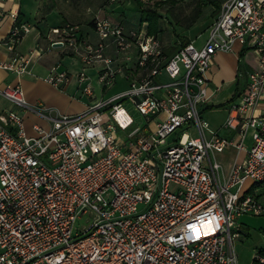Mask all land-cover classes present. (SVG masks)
I'll list each match as a JSON object with an SVG mask.
<instances>
[{
  "label": "built area",
  "instance_id": "obj_1",
  "mask_svg": "<svg viewBox=\"0 0 264 264\" xmlns=\"http://www.w3.org/2000/svg\"><path fill=\"white\" fill-rule=\"evenodd\" d=\"M4 1L0 21L12 17L6 43L15 46L30 24L19 20L18 9L5 10ZM93 21L97 42L70 21L46 37L51 46L70 48L84 66L100 64L104 91L119 75L127 88L96 98L83 69L81 90L94 100L65 114L31 104L21 84L0 87L15 106L0 112V264H237L240 217L264 214L259 195L245 188L248 181L264 183V113L255 112L264 101V0H224L203 44L192 40L171 55L147 23L126 29L99 14ZM110 42L117 54L137 47L135 66L106 55ZM236 43L258 51L260 68L230 102L225 126L235 136L224 137L201 107L214 55ZM30 59L15 52L0 67L22 75ZM68 78L58 64L45 77L55 86ZM21 108L49 125L35 122L30 133ZM136 113L143 127L135 124ZM249 128L246 159L223 178L214 154L230 144L244 148ZM86 214L89 224L77 227ZM254 259L264 264V252Z\"/></svg>",
  "mask_w": 264,
  "mask_h": 264
},
{
  "label": "crops",
  "instance_id": "obj_2",
  "mask_svg": "<svg viewBox=\"0 0 264 264\" xmlns=\"http://www.w3.org/2000/svg\"><path fill=\"white\" fill-rule=\"evenodd\" d=\"M123 1L124 0H120L119 2L116 1L114 3H107L102 10L99 9L98 11L89 7L88 10L90 14H92V19L86 23L78 22L80 25V34L86 36L93 42H97L99 40V36L95 30L93 22L94 14H99L101 16L108 17L113 21L120 22L126 29L139 28L144 23H147L149 30V21L141 20V7L138 4V1L125 0L126 2L124 3ZM213 1L214 0H212L210 4H212L213 7L212 12L216 10V13L211 17V22H209L207 25V29L219 13L224 0H216L220 3L219 9H216V4H214ZM173 2H175V0H155L153 5H149L145 4L143 1V7L157 8L161 13L159 7L156 6V3L157 5L170 4L169 6H171V3ZM2 7L7 11H9L11 8L18 9L19 14L21 15V20L28 22L30 24V28L23 34L22 38L17 42V44L13 46L11 43H6L8 33L13 24L12 17L7 14L0 21V63L10 59V57L15 52L29 53L31 54V59L28 64L29 72L22 75H19L12 70L0 67V87L21 84L25 90L26 97L31 104L52 106L61 113L73 114L83 111L94 100V98H92L90 95L82 92L80 87L81 85L78 80L79 71L84 69L91 74L96 98H99L104 94L109 95V92L119 82L126 83L127 85L129 84V81L126 77L119 75L116 83L107 91H104L102 84L97 79V73L100 68V64L86 67L82 64L79 57L75 55L67 46L55 45L53 46L55 48H50V42L46 37L50 28L60 25L66 21H70L59 13L57 17L60 16L61 18H58L57 20L53 19V21L50 18L53 10L52 8L45 10V13L42 14L39 19H36V14L40 8V4L36 1L35 8L34 3L33 5H23L22 0H5ZM168 11L171 14L174 13L172 10ZM199 11L201 15L202 10L200 9ZM30 13L31 15H29ZM32 14H34V17H32ZM165 16L170 17V14ZM199 16L194 18L192 23H190L187 28H185V31L188 32L186 34L189 36L190 31H192L194 28L196 29L199 24H203V18L199 20ZM161 20L162 17L160 18L159 22H161ZM174 26L182 28V23L179 21L178 24H174ZM158 33L153 34L158 37L162 44ZM195 39L196 38H190V41ZM202 44L203 42L201 41L198 45ZM137 51V47H132L127 52L117 54L114 43L110 42L106 49V55L118 58L121 62L129 61L135 66ZM242 52L243 56L241 57L240 54ZM47 58L50 59V62H47ZM57 64L60 65L61 68L67 69L69 73L68 80L61 86H55L45 79L51 68ZM259 68L260 64L258 51L241 43H236L232 50L218 51L214 55L213 61L208 71V96L201 109L203 116L209 121L210 127L217 131L219 135L224 137L235 136V131L225 126V121L229 112V104L234 99L237 100L240 94L245 90L248 84V74ZM138 74L139 73L136 69L135 75L138 76ZM94 77L100 86L98 87L100 92L97 91ZM8 108H15V106L8 98L0 94V112ZM20 110L24 115L27 130L30 133H33L32 124L35 122L40 123L43 126L49 125V121L46 118L36 114L32 110L23 108ZM255 112L260 114L264 113V101H261L257 105ZM151 126L154 127V123H152ZM244 141V148H237L235 145L230 144L222 151L216 152L214 154V157L221 163V173L223 178H226L229 175L233 166L237 162H242L246 159L247 150L252 144L251 128L247 130ZM254 184L255 183L248 181L245 188H248L252 192L258 194L260 200L264 202V183L259 184L258 187H254ZM252 215L255 216L258 214L246 213L243 214L239 219L242 228V233L239 237L240 240H243L245 237H248L251 234L249 226L251 219H249V217ZM255 249L258 250L263 248L255 247Z\"/></svg>",
  "mask_w": 264,
  "mask_h": 264
},
{
  "label": "rangeland",
  "instance_id": "obj_3",
  "mask_svg": "<svg viewBox=\"0 0 264 264\" xmlns=\"http://www.w3.org/2000/svg\"><path fill=\"white\" fill-rule=\"evenodd\" d=\"M35 1L40 4V8L38 13L36 14V19L42 16L45 13V10L53 9L51 13V19L57 20L61 18L57 17L59 14L63 15L66 19L73 22H88L92 19V14L89 12V7L98 11L102 10L105 4L114 3L120 0H22L23 5H33L35 8ZM127 1V0H126ZM125 0L123 1L126 2ZM145 4L153 5L155 0H143ZM212 0H175V2L167 5H157L162 13L161 20V31L158 33L162 44L169 48L175 47L178 45V40L182 39V37H190L196 38V44H200V42L204 41L207 36L208 29L207 25L211 22V17L213 16V7L211 3ZM210 4V5H207ZM202 10L201 15L199 16V20L203 18V24H197L196 29L194 28L189 32L190 36L186 33L185 28L193 21L194 14L196 10ZM168 10H172L174 13H169ZM59 13V14H58ZM170 14V17L165 15ZM31 15V13L29 14ZM34 17V14H32ZM165 18V19H164ZM178 18V19H177ZM54 21V20H53ZM182 23V28L174 26V24H178V22ZM192 26V25H191ZM50 48H55L50 46ZM47 62H50V59H46ZM95 85L97 86V91H99V84L96 81L95 77ZM97 82V83H96ZM127 84L123 82H119L117 85L113 87V89L109 92V95L118 92L122 89L127 88ZM126 104H129L125 101ZM136 123L141 127L145 125V120L142 118L140 114L136 113ZM152 127V126H151ZM116 136H121L122 132L120 130L115 131ZM192 134L196 136L198 134L196 129H192ZM174 138V135H171L168 140ZM89 215H83L76 221V226L81 228L83 226H87L89 224ZM249 217V216H247ZM251 219L250 223V235L245 237L243 240L235 241V249L238 255V263L237 264H252V258L257 251L256 248L264 249V215H255L249 217ZM260 250V249H258ZM253 256V257H252Z\"/></svg>",
  "mask_w": 264,
  "mask_h": 264
},
{
  "label": "trees",
  "instance_id": "obj_4",
  "mask_svg": "<svg viewBox=\"0 0 264 264\" xmlns=\"http://www.w3.org/2000/svg\"><path fill=\"white\" fill-rule=\"evenodd\" d=\"M138 4L141 7V20H147L149 21V32L151 33H158L161 31V25H160V18L162 17L161 13L158 11L157 8H147V7H143V1L142 0H137ZM214 4H216V9L220 8V3L216 0L213 1ZM216 13V10L213 12V14ZM200 15V11L196 10L195 14L193 15L194 18L198 17ZM19 20H21V15L19 14ZM94 22V21H93ZM192 23V22H191ZM178 45L175 47H166L165 45H163V51L165 54L167 55H171L180 45L186 44L188 42H190V38L189 37H182V39H180V41H178ZM241 57L243 56V52L240 54ZM259 184H262L260 182L255 183L253 186L258 187ZM260 251L264 252V249H260ZM253 263L256 264L255 259L253 258Z\"/></svg>",
  "mask_w": 264,
  "mask_h": 264
},
{
  "label": "water",
  "instance_id": "obj_5",
  "mask_svg": "<svg viewBox=\"0 0 264 264\" xmlns=\"http://www.w3.org/2000/svg\"><path fill=\"white\" fill-rule=\"evenodd\" d=\"M58 45H60V43Z\"/></svg>",
  "mask_w": 264,
  "mask_h": 264
}]
</instances>
